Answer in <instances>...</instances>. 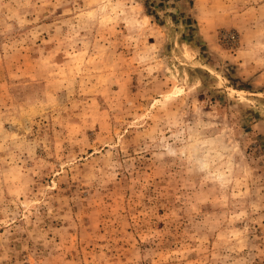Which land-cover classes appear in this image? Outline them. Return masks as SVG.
Listing matches in <instances>:
<instances>
[{
    "label": "rangeland",
    "instance_id": "rangeland-1",
    "mask_svg": "<svg viewBox=\"0 0 264 264\" xmlns=\"http://www.w3.org/2000/svg\"><path fill=\"white\" fill-rule=\"evenodd\" d=\"M0 264H264V0H0Z\"/></svg>",
    "mask_w": 264,
    "mask_h": 264
}]
</instances>
